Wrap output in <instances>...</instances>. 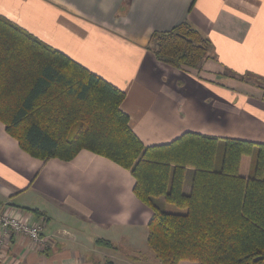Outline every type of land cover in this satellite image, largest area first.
Wrapping results in <instances>:
<instances>
[{
  "label": "crops",
  "instance_id": "0c3cea01",
  "mask_svg": "<svg viewBox=\"0 0 264 264\" xmlns=\"http://www.w3.org/2000/svg\"><path fill=\"white\" fill-rule=\"evenodd\" d=\"M0 15L124 91L121 109L145 146L187 132L264 144V0H0ZM183 22L210 43L199 68L155 54L153 34ZM245 158L239 173L251 177ZM222 160L223 144L218 169ZM193 176L188 167L185 194ZM135 184L129 169L87 149L68 161L33 157L0 122V210L43 220L47 238L14 234L6 263L162 264L148 243L154 209ZM154 203L175 209L164 196Z\"/></svg>",
  "mask_w": 264,
  "mask_h": 264
},
{
  "label": "trees",
  "instance_id": "16d2710c",
  "mask_svg": "<svg viewBox=\"0 0 264 264\" xmlns=\"http://www.w3.org/2000/svg\"><path fill=\"white\" fill-rule=\"evenodd\" d=\"M152 44L160 60L177 68H199L209 57V41L188 22L153 34ZM125 98L0 15V122L25 152L68 161L87 149L129 169L135 194L154 209L148 243L162 264H264V144L187 132L145 146L121 109ZM252 154L253 174L244 177L241 159ZM188 167L194 176L185 194ZM161 196L177 209L161 210L154 203Z\"/></svg>",
  "mask_w": 264,
  "mask_h": 264
},
{
  "label": "built area",
  "instance_id": "2783aa9c",
  "mask_svg": "<svg viewBox=\"0 0 264 264\" xmlns=\"http://www.w3.org/2000/svg\"><path fill=\"white\" fill-rule=\"evenodd\" d=\"M14 234L25 235L37 245H44L47 242L43 234V220L30 222L19 213L0 210V264H7V249Z\"/></svg>",
  "mask_w": 264,
  "mask_h": 264
},
{
  "label": "rangeland",
  "instance_id": "374dc122",
  "mask_svg": "<svg viewBox=\"0 0 264 264\" xmlns=\"http://www.w3.org/2000/svg\"><path fill=\"white\" fill-rule=\"evenodd\" d=\"M220 150H221V148H220ZM246 158H245V162H248V161H251L252 163H253V165H254V161H255V154H252V155H250V157H248V156H245ZM254 171V170H253ZM252 171V172H253ZM175 207V206H174ZM176 208V207H175ZM177 209V208H176Z\"/></svg>",
  "mask_w": 264,
  "mask_h": 264
}]
</instances>
